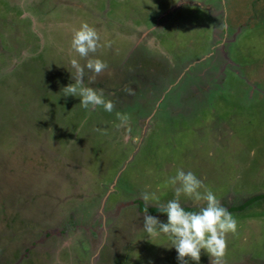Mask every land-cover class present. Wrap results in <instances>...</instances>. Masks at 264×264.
Listing matches in <instances>:
<instances>
[{"label":"rangeland","instance_id":"374dc122","mask_svg":"<svg viewBox=\"0 0 264 264\" xmlns=\"http://www.w3.org/2000/svg\"><path fill=\"white\" fill-rule=\"evenodd\" d=\"M200 3L0 0V264H179L141 194L166 205L180 169L237 221L224 264H264V0ZM83 23L100 36L87 58ZM73 59L107 64L84 86L111 113L64 96Z\"/></svg>","mask_w":264,"mask_h":264},{"label":"clouds","instance_id":"9594fccd","mask_svg":"<svg viewBox=\"0 0 264 264\" xmlns=\"http://www.w3.org/2000/svg\"><path fill=\"white\" fill-rule=\"evenodd\" d=\"M177 3H187V0H176ZM194 4H199L200 0H194ZM202 6V5H201ZM100 36L98 32L87 23L81 24L72 36L71 49L81 58H87L90 53H95L100 47ZM107 46H110L107 45ZM76 75L74 83L63 88L64 96L79 97L80 105L86 110H94L102 107L111 113L114 104L111 100H105L103 92H97L91 87L84 86L85 68L94 73L95 76L102 73L107 64L100 59H87L84 66H81L75 59L71 61ZM120 124L117 128L128 124L127 114L116 113ZM174 189L175 198L169 200L166 205L160 207L161 213H166L167 222H161L158 218L147 214V206L152 205L150 200L158 199L155 193H142L141 198L145 202L143 216V228L149 236L163 234L171 241V247L177 252L179 264H188L194 261L199 264L201 251L203 250L210 258V264H224V257L227 251V236L237 232V221L232 214L224 208L214 193L206 189L201 193L204 182L193 172L180 169L175 176L167 181ZM181 195L187 196L197 203L203 201V206H199L198 211H186L180 203Z\"/></svg>","mask_w":264,"mask_h":264},{"label":"trees","instance_id":"16d2710c","mask_svg":"<svg viewBox=\"0 0 264 264\" xmlns=\"http://www.w3.org/2000/svg\"><path fill=\"white\" fill-rule=\"evenodd\" d=\"M262 198H264V194H259V195H256V197L254 198L255 200L256 199H262ZM139 204H141L140 202H139ZM243 204V203H242ZM241 205V204H240ZM239 205V206H240ZM141 206H142V204H141ZM143 207V206H142ZM185 208V210L186 211H194V208L193 207H184ZM145 209V208H144ZM159 209H160V207H147V212H149V213H152V214H159V215H162V216H167L166 215V213H161L160 211H159ZM154 214V215H155Z\"/></svg>","mask_w":264,"mask_h":264},{"label":"flooded vegetation","instance_id":"af4514ba","mask_svg":"<svg viewBox=\"0 0 264 264\" xmlns=\"http://www.w3.org/2000/svg\"><path fill=\"white\" fill-rule=\"evenodd\" d=\"M122 86H124V85H122ZM119 88H120V87H119ZM248 200H249V199H248ZM248 200H247V201H248ZM247 201H246V202H247ZM189 207H190V206H189ZM193 208H194V207H193ZM194 210H195V208H194Z\"/></svg>","mask_w":264,"mask_h":264}]
</instances>
